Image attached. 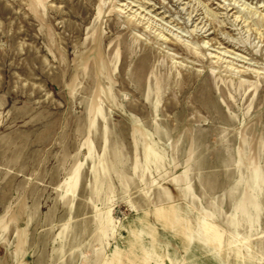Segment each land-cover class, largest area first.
Returning <instances> with one entry per match:
<instances>
[{"label":"rangeland","instance_id":"374dc122","mask_svg":"<svg viewBox=\"0 0 264 264\" xmlns=\"http://www.w3.org/2000/svg\"><path fill=\"white\" fill-rule=\"evenodd\" d=\"M0 264H264V0H0Z\"/></svg>","mask_w":264,"mask_h":264},{"label":"bare ground","instance_id":"6f19581e","mask_svg":"<svg viewBox=\"0 0 264 264\" xmlns=\"http://www.w3.org/2000/svg\"><path fill=\"white\" fill-rule=\"evenodd\" d=\"M140 5V4H139Z\"/></svg>","mask_w":264,"mask_h":264}]
</instances>
